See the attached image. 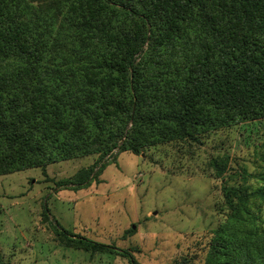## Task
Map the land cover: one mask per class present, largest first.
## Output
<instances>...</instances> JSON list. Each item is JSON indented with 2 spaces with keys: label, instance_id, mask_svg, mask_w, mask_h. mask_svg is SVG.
Segmentation results:
<instances>
[{
  "label": "rangeland",
  "instance_id": "1",
  "mask_svg": "<svg viewBox=\"0 0 264 264\" xmlns=\"http://www.w3.org/2000/svg\"><path fill=\"white\" fill-rule=\"evenodd\" d=\"M14 1L36 10L48 33L35 92L17 118L11 109L23 94L2 76L0 58V113L19 118L21 128L58 157L45 163L0 137V264H131L130 258L135 264H223L233 234L264 230V116L228 121L200 100L193 120L179 124L175 108L160 105L175 100L176 89L202 69L213 73L232 52L246 53L247 31L228 0H210V19L203 22L176 17L178 0H144L154 15L152 46L148 38L134 57L148 118L162 122L135 126L130 119L109 152L104 147L126 117L117 18L85 16L78 0ZM125 1L134 0L86 5ZM159 57L181 65L156 67ZM85 93L92 99L87 104ZM66 130L74 141L62 139ZM81 238L113 251L88 249Z\"/></svg>",
  "mask_w": 264,
  "mask_h": 264
},
{
  "label": "trees",
  "instance_id": "2",
  "mask_svg": "<svg viewBox=\"0 0 264 264\" xmlns=\"http://www.w3.org/2000/svg\"><path fill=\"white\" fill-rule=\"evenodd\" d=\"M78 1L84 7L85 16H95L100 12L104 18L109 15L117 18L114 39L121 44L122 49L119 54L124 55L125 61L122 63V74L126 79L120 85V91L125 104L123 108L126 117L124 114V120L117 123L110 141H107L104 147L109 152L119 145V140L123 137L130 119L135 126L155 125L162 122L154 116L148 118L149 109L143 103L145 96L142 91L145 84H143L142 69L140 62L134 57L136 52H143L148 38L152 46L148 36L150 30L148 24L151 22L154 26V15L149 3L144 0L107 3L104 7L103 4L88 6L87 0ZM209 1L178 0L176 17H189L191 22L206 21L210 19ZM228 1L235 20L247 31V39H243V43L244 45L247 43L248 49L246 53L237 56L232 52L231 56L228 55L226 60L219 63L213 73L207 68L202 69L191 83L181 84L176 89L175 100L166 105L160 103L175 108L173 120L179 124H187L193 120L194 107L200 100L219 109L228 121L232 116V121L238 117L264 116V0ZM4 2L0 14L1 70L2 76L18 85L22 91L23 96L11 109L12 112H16L13 118H17L18 109H22L35 92V77L40 71L38 64L48 31L45 20L40 15H36V10L30 11L17 2V5L13 6L14 0H4ZM107 22L111 23V19ZM156 34V30H152L151 36ZM164 61L171 63L173 67L181 65L179 61H175L174 64L172 59L159 57L157 61L155 60V66H160ZM110 90L115 92L114 89H108L107 92ZM83 98L82 102L85 104L92 100L86 93ZM10 117L11 114L6 111L0 113V137L13 147L23 148L28 155L42 158L45 163H51L58 157L54 158L51 151L43 148L42 143L23 130L19 118L13 120ZM72 136L73 134L66 130V133L62 134V139L66 138V141L71 142L74 141ZM127 142L128 138L125 139L124 144ZM130 143L132 142L129 141V146ZM131 147L137 150L133 144ZM81 184L82 181H79V185ZM49 215V207L45 205L44 216L48 218ZM54 220L60 234L71 240L70 231L56 218ZM77 240L93 251H113L112 246L102 242L86 238ZM232 240L234 245L231 248L230 258L223 264H264V230H260L259 227L251 228L245 230L242 237L233 234ZM130 259L131 264H135L134 259Z\"/></svg>",
  "mask_w": 264,
  "mask_h": 264
}]
</instances>
